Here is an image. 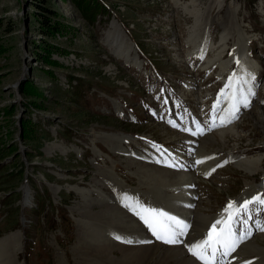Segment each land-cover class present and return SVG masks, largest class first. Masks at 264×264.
Returning a JSON list of instances; mask_svg holds the SVG:
<instances>
[{
	"label": "rangeland",
	"instance_id": "rangeland-1",
	"mask_svg": "<svg viewBox=\"0 0 264 264\" xmlns=\"http://www.w3.org/2000/svg\"><path fill=\"white\" fill-rule=\"evenodd\" d=\"M101 3L91 25L74 0H0V264H128L120 249L137 247H151L137 264H174L176 248L151 254L155 236L123 206L125 194L175 216L219 219L227 202L251 193L247 182L264 190V161L256 175L234 165L264 159V0ZM48 23L75 34L47 36ZM233 73L255 92L250 107L205 146L215 156L202 160L211 174L185 187L192 169L165 167L158 151L168 145L192 162L196 151L181 149L200 142L191 132L218 98L216 120L225 114L218 90ZM26 82L42 88L44 110L25 101ZM23 119L35 125L30 136ZM207 128L201 138L222 132ZM254 240L260 247L234 264H264V238ZM99 242L114 244L115 255L90 253ZM168 247L190 258L185 246Z\"/></svg>",
	"mask_w": 264,
	"mask_h": 264
},
{
	"label": "snow or ice",
	"instance_id": "snow-or-ice-1",
	"mask_svg": "<svg viewBox=\"0 0 264 264\" xmlns=\"http://www.w3.org/2000/svg\"><path fill=\"white\" fill-rule=\"evenodd\" d=\"M250 78L252 81H255L254 75H251ZM247 83L248 81H241L240 78L236 77L235 73L229 77L228 82L219 93V97H223L229 101V108L225 111L224 115L219 117V125L216 124V117L213 115L210 128L223 127L232 123L233 120L238 119L241 106L244 108L250 107V97L254 96L255 92L252 90V87H248L246 90L242 87L243 84ZM220 103L221 100L218 98L213 104L214 113ZM196 127L197 132L203 134V129L200 125L197 124ZM185 130L191 131L190 129ZM197 132H192V134L196 135ZM203 162L202 160L196 161L197 164ZM168 166L171 167L173 165ZM208 174L210 175L211 173ZM123 200L125 201L123 206L136 215L157 240H161L163 243L169 245L183 243L181 238L187 235L191 227L186 220L163 209L147 206L140 202L138 198L129 197L127 194H125ZM253 204L264 206V194L244 200L239 205L236 202H229L224 209L225 215L212 223L203 239L195 241L190 245H184L188 252L196 260L200 261L201 264H225L223 258L235 252L237 247L252 235V229L248 227V221L251 219L250 206ZM187 207H193V205H187ZM237 225L240 227L238 228ZM256 228L264 232V225L258 222L256 223ZM115 238L121 239L119 236ZM125 242L131 243V241ZM148 242L141 241V243ZM246 264H251V262H246Z\"/></svg>",
	"mask_w": 264,
	"mask_h": 264
},
{
	"label": "bare ground",
	"instance_id": "bare-ground-1",
	"mask_svg": "<svg viewBox=\"0 0 264 264\" xmlns=\"http://www.w3.org/2000/svg\"><path fill=\"white\" fill-rule=\"evenodd\" d=\"M119 41H115L114 43H112V45L113 46H116L118 49H121L122 48V41H120L119 43H118ZM241 57H242V53L241 54H238L237 56H236V59H241ZM242 110H244L243 109V106H241V108H240V110H239V114L242 112ZM219 123H220V121H219V119H217L216 120V124L217 125H219ZM231 124V123H230ZM229 124H227L226 126H223L222 127V132H219V133H217V132H215V133H212L208 138L209 139H204V138H201L202 137V134H198L197 133V135H199L198 136V138H200L201 140H200V142H198V144H194L193 143V145H191V146H189V149L190 150H193V151H196L195 153H194V155L193 156H196V159H194L192 162H191V165H190V163L188 164L189 165V167L191 166V168H192V171H190L191 172V176H189L188 178H187V180H185V181H183L184 183H185V187H187V186H189V187H193V185H196L197 184V182L198 181H200V178L201 177H204V176H206L207 175V173H208V171H206L203 167H202V163H199V164H197V163H195L196 161H199V160H203L204 158H208V157H212V158H214L215 156L213 155V153H211V152H207V150L205 149V146H207V144H211L212 142H216L217 143V141L218 140H220V139H218V138H221V140H223L224 139V135L225 134H227V133H230L231 131H230V129L227 127ZM224 130V131H223ZM122 140H124L125 141V139L123 138ZM220 140V141H221ZM192 143V142H191ZM192 151V152H193ZM230 160H235L234 159V157H232ZM264 161V159L263 158H261V157H254V158H252V159H246V160H243V161H241V162H239L238 161V163H235L234 165H235V167L236 168H239V169H243V170H245L246 171V169L247 168H249V167H251L252 168V172L256 175L257 173H258V170L259 169H261V164H262V162ZM161 163V162H160ZM214 163H216V161H212V165L214 166ZM250 171V170H249ZM248 173V172H247ZM186 174V173H185ZM178 176V175H177ZM172 177V176H171ZM184 177V176H183ZM253 177V176H252ZM173 178V177H172ZM180 178V177H179ZM185 178V177H184ZM197 178H198V180H197ZM167 180V179H166ZM176 181V180H175ZM174 182V181H173ZM246 186L249 188V187H251L252 186V188H251V193L250 192H248L247 194H245V195H243L242 197H240V198H234V199H232L231 200V202H236V204L237 205H239V204H241L244 200H248V199H251L252 197H254V196H256V195H260V192L263 190V186H262V184H254V183H249V182H247L246 183ZM182 188V187H181ZM155 191V190H154ZM157 191V190H156ZM155 191V192H156ZM25 193H27V188L25 187ZM191 196V195H190ZM187 198H188V200L190 201V204H192L194 201H195V196H192L190 199H189V197L188 196H186ZM186 197H184V199H185V201H187V199H186ZM229 203V202H228ZM158 205V204H157ZM116 206V205H115ZM167 208V207H166ZM115 210V209H114ZM117 210V209H116ZM120 211V210H119ZM223 211V215H222V217L225 215V213H224V210H222ZM117 212V211H116ZM192 214V213H191ZM118 215V214H117ZM218 215V214H217ZM217 215H215V216H213V217H209V218H207V217H203L202 215H201V213H199V212H197V210L196 211H194V213H193V215H192V217H187L188 218V220H187V222L191 225V229H190V231H189V233L187 234V236H186V238H185V240H184V245L185 244H192L193 242H195V241H198L201 237H203L206 233H207V231H208V229L210 228V226L212 225V223L215 221V220H217L218 218L216 217ZM142 223V222H141ZM140 225V224H139ZM139 225H137L138 227H140ZM261 225H264V224H261ZM203 230V231H202ZM258 232H262V231H259V230H257ZM201 235V236H200ZM262 238V239H261ZM263 238H264V232L263 233H261L260 235H258V236H256V239L257 240H259V241H261V240H263ZM254 242H256L257 243V241L256 240H254V241H250L249 243H247L245 246H243L241 249H240V251L239 252H237V254L235 255V256H237V255H239L240 253H241V255H243L242 253H244V254H246V255H249V253H250V251H253V248H254V246L255 247H260L259 245H258V243L257 244H254ZM156 243V242H155ZM101 244V245H100ZM105 244H107V245H105ZM183 245V246H184ZM89 247V246H88ZM94 248H92V249H90V253H92V254H95V253H97V254H99L100 252H101V254H104L103 252L104 251H106V250H108L109 251V254L110 255H115L114 254V249H115V246H114V244L113 245H111V243H101V242H99V244H95L94 246H93ZM162 247H164L163 245H160V243H156L155 244V249H154V251H152L151 252V254H154L156 251L155 250H157V249H160V248H162ZM145 248V247H144ZM166 248H168V249H170V251L171 250H174L175 248L177 249V251H179V254L178 255H174V256H172V257H174V264H191V262H193L192 261V259L191 258H189V259H186V258H183L182 257V255L184 254L183 252H180V249L179 248H177V247H166ZM257 249V248H256ZM131 250V249H130ZM119 251V250H118ZM120 251H121V255H122V257H124V258H126L127 259V263L128 264H137L136 263V259H139V260H144V261H147L148 260V258L150 257V256H148V254H149V252L151 251V247H149V248H145V249H142V247H137V248H134V250H133V252L132 251H130L129 253H127L128 251H127V249H120ZM137 251V252H136ZM168 251V250H167ZM88 252V251H87ZM86 252V253H87ZM88 252V253H89ZM142 252V254L140 255V253ZM178 253V252H177ZM166 254V253H165ZM168 254V253H167ZM169 255H170V253H169ZM169 255H164L162 258H164L165 260H167L166 259V257H168ZM185 255H187L186 253H185ZM234 256V257H235ZM170 257V256H169ZM185 257V256H184ZM234 257H232V259H234ZM162 258L160 257V258H158V260L156 261L157 263H159V262H162ZM150 259V258H149ZM119 261V260H118ZM144 261H143V263H144ZM164 261V260H163ZM166 262V261H165ZM261 262H262V260H261ZM195 263V262H194ZM230 264H232V261H231V263Z\"/></svg>",
	"mask_w": 264,
	"mask_h": 264
},
{
	"label": "trees",
	"instance_id": "trees-1",
	"mask_svg": "<svg viewBox=\"0 0 264 264\" xmlns=\"http://www.w3.org/2000/svg\"><path fill=\"white\" fill-rule=\"evenodd\" d=\"M74 1H76L77 6L81 7V9L85 7L87 8V14H85V18L87 19L88 23L91 25L97 22V15L100 14L99 10L100 9L104 10V6L102 5L101 0H92V4H91V0H74ZM43 25L45 26V31H46L45 34L47 36L59 35V36L72 37L75 34L74 28H72L73 34H70V31H68V29L65 26L62 27L50 23ZM47 48L48 47L42 45L38 47V49L41 52H43ZM45 63L51 66L58 65L56 61L50 59L45 60ZM45 72L49 74L48 70H46ZM20 91L22 95L25 97V101H27L29 105H31V107L35 108L36 110L45 109L41 105L43 99L45 98L43 95L42 88L40 86L38 85L36 86L35 84H33V82H26V84L20 88ZM22 127H23V133L25 134V132H29V136L33 134V131L35 132V130L32 131L35 125L32 123L30 119H26V120L23 119Z\"/></svg>",
	"mask_w": 264,
	"mask_h": 264
}]
</instances>
